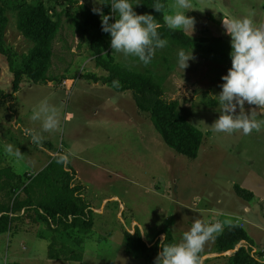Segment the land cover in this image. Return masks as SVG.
Masks as SVG:
<instances>
[{"label": "rangeland", "instance_id": "374dc122", "mask_svg": "<svg viewBox=\"0 0 264 264\" xmlns=\"http://www.w3.org/2000/svg\"><path fill=\"white\" fill-rule=\"evenodd\" d=\"M21 1L0 0L6 18V51L0 52V170L11 166L29 180L58 155L71 152L65 168L73 184L81 186L79 193L89 204L83 218L91 219L92 226H77L73 217L55 220L37 208L11 214V230L0 234V264H154L151 249L128 253L125 232H145L142 238L150 247L160 245L163 236L165 243H178L196 219L220 222L223 229L243 224L254 240L253 246L243 242L226 252L215 248V238L209 240L200 253L201 264H230L229 257L241 246L255 256L256 264H264V123L249 135L211 128L220 115L214 96L232 64L223 18L247 17L256 26L264 25V0H189L190 8L179 11L194 20L193 28L184 30L192 44L167 39L168 46L157 49L148 66L109 49L121 68L153 76L162 84L165 99L177 100L181 114L204 132L206 143L195 159L164 142L133 91L93 79L109 72L96 65L90 47L93 29L81 38L72 16L81 24L84 19L65 0H26L53 5L62 13L63 26L54 41L56 80L35 83L23 75L17 82L14 70L25 69L35 45L18 26L15 6ZM78 1L93 8L92 0ZM144 1L134 5L137 14H149ZM162 2L165 14L177 10L172 7L175 0ZM180 49H192L195 57L184 71L177 64ZM43 101L58 110L61 129L43 132L37 146L23 129L41 131L31 115ZM244 112L264 122V109L245 103ZM9 144L21 154L6 153ZM236 184L253 191L254 198L237 195ZM0 201L9 202L10 195L2 191ZM73 252L83 260H66Z\"/></svg>", "mask_w": 264, "mask_h": 264}, {"label": "trees", "instance_id": "16d2710c", "mask_svg": "<svg viewBox=\"0 0 264 264\" xmlns=\"http://www.w3.org/2000/svg\"><path fill=\"white\" fill-rule=\"evenodd\" d=\"M69 5L76 7L84 19L81 24L78 17L73 15L77 25L76 32L82 39L93 29L90 47L95 55L96 65L109 72V76L99 78L93 75L96 82L113 84L119 81V91H133L140 109L150 114V118L162 136L164 142L176 153L188 158H197L206 143L204 132L189 119L183 116L179 110L177 100L165 99L164 88L153 76L148 73H138L131 69L121 68L109 53L111 37L102 31L101 18L94 14L92 8L78 0H65ZM154 0H145L143 7L152 14L160 24L159 33L164 39L183 46L192 44V38L184 30H169L164 24L163 15L156 12L151 6ZM15 8L18 11V26L23 34L34 42V47L25 59V69L14 70L16 81L23 75L35 83L53 82L57 76L54 74V41L60 34L63 26L62 13H56L54 6L45 2L31 3L22 0ZM1 10V8H0ZM105 14L111 12L110 5H103ZM165 14V13H164ZM6 18L0 12V52H5L3 33ZM153 98V99H152ZM73 176L66 170L65 165L53 160L40 172L30 176L29 180L14 171L11 166L0 170V194L6 191L10 195L9 202L0 201V234L11 230L14 217L11 214L19 213L24 209L37 208L45 213V216L53 219L74 218V224L83 228H90L92 221L84 220L89 204L85 202L81 194V186L73 184ZM236 193L244 200L254 198V192L239 184L235 186ZM139 230L125 232L128 253L134 250H152L154 263L159 252V245L148 246L142 238ZM247 242L254 245L253 238L243 224L233 223L227 225L223 231L215 237V248L219 252L234 250ZM66 247L65 245L63 246ZM201 256V255H200ZM264 257V252L261 253ZM69 261H82L83 257L73 252L66 257ZM230 264H256L257 259L250 250L239 247L229 257Z\"/></svg>", "mask_w": 264, "mask_h": 264}, {"label": "clouds", "instance_id": "9594fccd", "mask_svg": "<svg viewBox=\"0 0 264 264\" xmlns=\"http://www.w3.org/2000/svg\"><path fill=\"white\" fill-rule=\"evenodd\" d=\"M94 14L101 17L102 31L111 37V49L125 58H137L148 66L157 49L168 46V40L159 33L160 24L152 14H137L134 5L139 0H92ZM101 5H110L111 12L105 14ZM163 15L164 24L169 30H187L193 28L194 20L180 9H189V0H175L174 13H165L166 5L162 0H154L151 6ZM114 17V22H113ZM225 34L230 37L231 67L222 76L221 91L215 95L220 115L211 128L216 133L242 132L249 135L253 130L259 131L264 122L252 118L244 112L245 103L264 109V25L256 26L247 17L223 18ZM193 51L180 49L177 52V64L180 68L188 67L194 60ZM119 87V81L113 82ZM239 107V114L237 108ZM31 120L39 121L41 131L24 128L23 132L30 137L32 144L40 146L43 132L60 131L61 120L56 107L43 101L33 109ZM4 151L9 155L19 156L20 150L7 145ZM71 152L58 155L57 163L67 166ZM223 231L220 222L208 223L194 220L188 231L183 232L180 242L165 243L166 236L161 238L160 248L154 264H201L200 253L205 244ZM142 236L145 232L140 233Z\"/></svg>", "mask_w": 264, "mask_h": 264}]
</instances>
